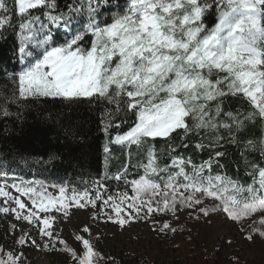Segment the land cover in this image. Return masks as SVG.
Here are the masks:
<instances>
[{"label":"snow or ice","instance_id":"obj_1","mask_svg":"<svg viewBox=\"0 0 264 264\" xmlns=\"http://www.w3.org/2000/svg\"><path fill=\"white\" fill-rule=\"evenodd\" d=\"M9 35L11 67L0 69V117L40 100L103 104L105 154L113 144L129 151L115 173L106 171L82 189L0 171V214L17 222L7 233L16 247L0 248V264H25V248L67 256L71 264H112L96 250L100 236H93L92 225L72 234L78 248L57 228L72 209L89 207L96 224L124 229L151 220L161 235L177 231L169 215L178 220L184 212L208 223L216 216L236 225L243 241L264 242V163L247 158L258 151L264 160V136H241L264 121V0H65L63 7L58 0H0V41ZM228 97L242 107L225 111ZM129 114L135 120L128 130L111 136ZM201 132L209 134L207 143L188 142ZM224 132L243 148L251 183L219 171L226 167ZM174 134L181 143L168 144L169 162L161 164L154 142H170ZM132 146L144 149L135 164ZM180 149L208 150L209 156L197 163ZM107 181L117 183L115 194ZM221 240L220 248L233 243ZM221 264H241V258L225 252Z\"/></svg>","mask_w":264,"mask_h":264},{"label":"trees","instance_id":"obj_2","mask_svg":"<svg viewBox=\"0 0 264 264\" xmlns=\"http://www.w3.org/2000/svg\"><path fill=\"white\" fill-rule=\"evenodd\" d=\"M58 3L63 7L65 0H58ZM209 23L211 24V21ZM12 48L13 38L10 35L7 41H0V69L5 66L11 67L9 60ZM104 107L106 105L95 103L67 105L51 99L29 102L19 109L18 115L17 108L13 107V115L8 119L0 117V171H8L28 180H41L47 184H67L69 189L72 187L82 189L85 182L102 178L106 171L109 174L115 173L126 161L129 149L113 144L110 145V153L105 154L104 146L108 143L109 137L105 135L100 123ZM241 107L242 102L231 97L223 102L225 111ZM243 107H247V105H243ZM211 110L213 113L215 112V105ZM124 119L126 122L123 126L118 130L111 131V136H115L117 132H126L135 120V116L129 114ZM208 135L205 132H201L199 135L193 133L188 142L194 143L203 139V142L207 143ZM227 135V132H224L225 141L220 149L226 153L221 161L226 167L219 171L222 173L226 171L229 176L238 178L242 183H251V178L246 175L245 161L240 156L243 148H237L235 144L228 142ZM241 136L245 140H259L264 136V121L250 125ZM151 143L149 142V144ZM154 143L157 153L161 156V164H164L169 162L168 144L179 146L181 141L180 137L174 134L170 142L157 139ZM131 152L133 164L143 160V148L138 149L136 146H132ZM180 152L184 155H193L197 163L209 156L208 150L202 153H193L192 149L187 152L180 149ZM247 158L264 163L258 151L248 154ZM237 162H239L238 175ZM112 182L114 181L106 183H109L107 185L114 193L110 184ZM167 234L174 236L172 232ZM176 239V245H170V248L177 249L179 246L184 248L185 240ZM11 246L12 249L3 244L0 238V248L5 252L13 250L15 246L13 244ZM191 249L194 252L197 251L195 246H191ZM97 251L102 253L105 258H110L112 264H124L105 249L104 252ZM25 256L28 255L25 254ZM197 257L199 258L197 261L188 262L184 259L181 264H211V259L205 253H200ZM66 264H71V261Z\"/></svg>","mask_w":264,"mask_h":264},{"label":"rangeland","instance_id":"obj_3","mask_svg":"<svg viewBox=\"0 0 264 264\" xmlns=\"http://www.w3.org/2000/svg\"><path fill=\"white\" fill-rule=\"evenodd\" d=\"M110 184L115 194L117 183L114 181ZM119 190H124L122 184L119 185ZM49 191L56 192L51 188ZM93 211L91 207L86 210L72 209L71 219L64 224L58 223L57 228L62 227L63 238L78 248L79 246L71 239L72 234L84 224L92 225L93 236L96 234L100 236L98 241H93L96 250L104 252L105 249L124 264H181L184 259L188 262L197 261L200 253L208 255L211 264H221L225 259V252L240 256L241 264H264V242L259 238L255 244L243 241L237 226L224 222L220 217L213 216L211 223H208L189 219L184 212L178 213V220L169 215L166 219L177 228L174 236H169L153 231L151 220L148 222L140 220L124 229L111 223L96 224L91 220ZM11 223L17 222L11 216L0 214V238L3 244L12 249L13 238L7 234ZM176 238L185 240L184 248L183 246L177 249L170 248V245H176ZM221 238L225 240L232 238V245L227 249L220 248ZM191 246H195L197 251L194 252ZM24 253L28 255L25 264H66L70 261L69 257L64 255L45 254L30 248H25Z\"/></svg>","mask_w":264,"mask_h":264},{"label":"bare ground","instance_id":"obj_4","mask_svg":"<svg viewBox=\"0 0 264 264\" xmlns=\"http://www.w3.org/2000/svg\"><path fill=\"white\" fill-rule=\"evenodd\" d=\"M43 264V263H42Z\"/></svg>","mask_w":264,"mask_h":264}]
</instances>
